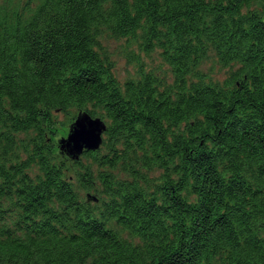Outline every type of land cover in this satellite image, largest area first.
Here are the masks:
<instances>
[{
  "label": "trees",
  "instance_id": "trees-1",
  "mask_svg": "<svg viewBox=\"0 0 264 264\" xmlns=\"http://www.w3.org/2000/svg\"><path fill=\"white\" fill-rule=\"evenodd\" d=\"M105 34L172 75L121 82ZM0 264H264V0H0Z\"/></svg>",
  "mask_w": 264,
  "mask_h": 264
},
{
  "label": "rangeland",
  "instance_id": "rangeland-1",
  "mask_svg": "<svg viewBox=\"0 0 264 264\" xmlns=\"http://www.w3.org/2000/svg\"><path fill=\"white\" fill-rule=\"evenodd\" d=\"M105 35L103 39L104 45L113 60L115 75L121 82L139 75L141 68L153 70L159 75H164V73H167L169 77L172 75L169 65L163 61L160 55V50L157 49L151 53H145L139 49L138 43L133 39L114 38L108 34ZM202 69L220 80L225 79L228 72V69L221 67L213 56L204 61ZM78 113L73 109L71 113L65 114L61 112L58 115L61 123L59 130H56L58 132L57 141L59 145V140L68 136L70 125L76 119Z\"/></svg>",
  "mask_w": 264,
  "mask_h": 264
},
{
  "label": "water",
  "instance_id": "water-1",
  "mask_svg": "<svg viewBox=\"0 0 264 264\" xmlns=\"http://www.w3.org/2000/svg\"><path fill=\"white\" fill-rule=\"evenodd\" d=\"M106 128L107 124L100 116L81 111L70 125L68 136L59 140L60 148L78 159L85 150H96L102 145Z\"/></svg>",
  "mask_w": 264,
  "mask_h": 264
}]
</instances>
